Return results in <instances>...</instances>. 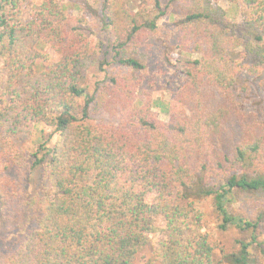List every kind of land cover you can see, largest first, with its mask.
Instances as JSON below:
<instances>
[{
  "label": "trees",
  "instance_id": "trees-1",
  "mask_svg": "<svg viewBox=\"0 0 264 264\" xmlns=\"http://www.w3.org/2000/svg\"><path fill=\"white\" fill-rule=\"evenodd\" d=\"M31 1L0 0L4 264H256L255 247L264 258V208L251 200L264 195V119L234 91L264 76V0H228L240 25L218 0H76L81 14L40 0L26 16ZM173 5L184 13L162 120L157 99L139 97L146 66L130 51ZM38 42L57 54L40 70ZM38 124L48 139L24 153L13 140Z\"/></svg>",
  "mask_w": 264,
  "mask_h": 264
},
{
  "label": "rangeland",
  "instance_id": "rangeland-1",
  "mask_svg": "<svg viewBox=\"0 0 264 264\" xmlns=\"http://www.w3.org/2000/svg\"><path fill=\"white\" fill-rule=\"evenodd\" d=\"M40 0H32L31 3L27 6L25 13L28 14L29 9L38 4ZM141 1V0H140ZM164 3L167 0H162ZM218 3L228 11V14L236 24L240 25L243 21L244 16L239 12L228 0H218ZM64 9L71 14H81L82 10L80 3L76 0H63ZM172 14H167L161 20H159L158 30L150 36L139 48L137 52H131V55L137 56L146 66V72L144 75L143 83L139 89V97L144 99L147 94H150L151 97L157 99L155 110L158 112L159 117L162 120H167L168 118V107L169 102L172 99V94L170 90L165 86L166 78V58L167 56H173V50L175 45V23L177 19L184 13L178 5H173L171 7ZM240 27V26H239ZM237 27L238 31L240 28ZM103 43L105 46L109 45L111 42L107 32H104L102 35ZM43 42H38V47L42 46ZM41 52L43 53L44 58L42 61H39L36 68L41 69L44 64H49L57 60V54L50 49L48 46L40 47ZM114 70L113 66L108 67V72ZM104 76L102 72L98 79H101ZM94 88V83L91 86V90ZM235 93L238 100L247 104L249 110L254 112L258 118L264 119V76L260 78H252L250 76L242 77L235 86ZM93 122H107L112 120L107 114L97 113L92 114ZM48 131L45 130L42 132V125L38 124L36 130H33L29 134L21 135L18 139L15 138L13 143L24 153H33L39 148V143H43L47 138ZM55 138H52L46 145L51 146ZM3 149H0V159H8L10 154H2ZM45 149L41 150L40 153H43ZM30 159V158H28ZM16 176V172H10V175ZM24 181L31 177V172L28 164L23 171ZM49 183V182H48ZM243 196V199L246 201L250 200L251 197ZM241 203L240 208H246V201ZM251 200L256 201L260 206L264 208V195L258 194L252 197ZM2 198L0 199V208L2 207ZM201 205L206 214L207 223L210 225V228H214L217 223V217L214 209V204L212 198H205L201 200ZM261 234L258 237L259 241H264V223L260 226ZM0 233V264H4V250H5V238L1 237ZM237 235L236 232H231L228 235V240H226L227 245H231L233 237ZM252 253L256 258V264H264V258L261 253L260 247L253 248ZM149 252L144 253V257L147 258Z\"/></svg>",
  "mask_w": 264,
  "mask_h": 264
}]
</instances>
